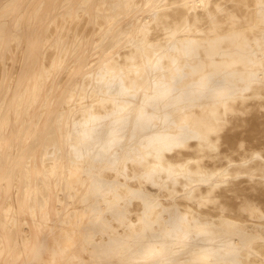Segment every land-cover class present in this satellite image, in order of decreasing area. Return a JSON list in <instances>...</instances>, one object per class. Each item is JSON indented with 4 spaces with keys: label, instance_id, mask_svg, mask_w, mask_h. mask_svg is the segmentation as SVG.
I'll list each match as a JSON object with an SVG mask.
<instances>
[{
    "label": "bare ground",
    "instance_id": "1",
    "mask_svg": "<svg viewBox=\"0 0 264 264\" xmlns=\"http://www.w3.org/2000/svg\"><path fill=\"white\" fill-rule=\"evenodd\" d=\"M0 264H264V0H0Z\"/></svg>",
    "mask_w": 264,
    "mask_h": 264
}]
</instances>
